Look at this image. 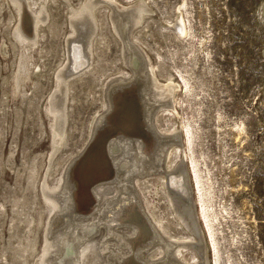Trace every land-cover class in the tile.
Masks as SVG:
<instances>
[{
  "label": "rangeland",
  "instance_id": "rangeland-1",
  "mask_svg": "<svg viewBox=\"0 0 264 264\" xmlns=\"http://www.w3.org/2000/svg\"><path fill=\"white\" fill-rule=\"evenodd\" d=\"M115 1L127 10L141 3L151 10L148 35L137 36V42L129 35V43L139 49L136 51L141 53L146 69L153 65L159 80L177 84L175 100L168 98L165 102L172 106L168 112L173 117L162 114L159 126L163 131L174 128L177 132L173 134L180 146L176 163L179 161L182 169L198 237L197 244L184 254L191 256L200 247V262L216 263L210 228L202 213L206 208L219 250L218 264H264V0ZM72 2L78 7L81 0ZM51 15L58 26L67 17L62 7ZM7 17L4 3L0 41L6 42L14 31L13 26L6 27ZM105 19L102 16L99 23L105 40L99 45L98 61L106 73L99 84L87 75L70 92L67 146L62 148L68 155H76L83 147L102 111L106 76L118 72V76H126L130 72L121 63V44ZM60 28L58 36L48 40L57 50L45 59L49 65L42 69L33 106L27 99L21 102L19 97H12L10 80L4 78L11 76L13 59L0 53V264H34L42 244V229L32 221L44 203L38 190L39 178L32 175V170L41 163L38 156L51 151V121L45 108L53 85L52 71L61 56L62 32L66 31L65 26ZM34 56L40 65L37 54ZM32 88H27L29 96ZM149 145L154 147L152 137ZM159 171L169 169L164 165ZM147 180L145 190L136 187L133 198V208L141 212L150 229L147 241H151L152 226L140 204L150 196L155 205L150 209L164 220L163 224L174 225L170 236H190V229L177 224L160 185ZM121 197H125L126 206V198L131 196L125 193ZM95 205L90 215H95ZM113 206L107 211L102 207L100 218L106 213L111 222V211L118 209ZM120 214L115 224L121 227L124 221H118L123 216ZM35 238L38 241L32 249Z\"/></svg>",
  "mask_w": 264,
  "mask_h": 264
},
{
  "label": "bare ground",
  "instance_id": "bare-ground-1",
  "mask_svg": "<svg viewBox=\"0 0 264 264\" xmlns=\"http://www.w3.org/2000/svg\"><path fill=\"white\" fill-rule=\"evenodd\" d=\"M72 1L3 0L0 3V11L4 3L8 11L5 26H13L14 30H11L12 39L0 41L2 57L13 59L11 76L4 80H10L13 98L19 97L21 102L27 99L31 106L37 99L34 92L41 86L42 69L49 65L45 59L53 52L56 54L57 49L53 50L51 40H48L58 36L60 27H66L62 32L61 56L51 70L52 89L46 97L45 112L51 121V151L46 156H38L41 163L32 170V175L39 178L38 190L44 203L37 212V219L32 218V223L42 229V244L34 264H202L200 247L193 250L195 254L192 252L191 256L184 254L197 244L198 237L193 229L182 169L179 161L176 163L180 159L177 154L180 146L174 136L177 132L174 128L164 132L159 126L162 114L172 115L168 112L172 106H166L165 102L168 98L175 100L177 84L172 80H159L153 65L146 69L140 52L136 51L139 49H134L136 47L128 40L129 35L135 41L137 36L148 35L146 29L151 10L144 3L127 10L115 0H81L78 7ZM60 7L66 11L67 17L58 26L51 12ZM102 16H106L109 31L118 38L122 66L129 68L130 72L126 76H118L119 72L106 76L102 83V111L83 147L76 155H68L62 148L67 146L70 92L87 75L99 84L106 73L98 61L99 45L105 40L102 24L99 25ZM176 29L179 30L178 26ZM34 53L40 65L35 63ZM30 85L33 88L29 96L30 88H27ZM118 129L122 132L116 133L106 144V135ZM150 137L153 138V148L149 145ZM168 144L171 146L166 151ZM164 165L169 171H159ZM173 166L174 170L171 169ZM115 170L120 173L116 174ZM195 177L199 184L196 173ZM146 179L149 184L160 185L177 224L190 229V236L184 239L170 236L174 225L163 224L164 220L150 209V205H155L148 196L146 202L140 204V210L152 226L153 235L151 241H147L150 236L148 224L141 212L133 208L136 187L143 188ZM125 193L132 197L126 198L131 207L124 206L125 197L121 196ZM94 203L96 213L90 215ZM112 204L118 209L111 211V222H108L106 213L101 218L100 214L102 207L107 211ZM120 213L123 216L118 221L128 219L121 227L115 224ZM202 213L210 228L215 264H218L219 250L206 208ZM37 241L35 238L30 246L32 249Z\"/></svg>",
  "mask_w": 264,
  "mask_h": 264
},
{
  "label": "water",
  "instance_id": "water-1",
  "mask_svg": "<svg viewBox=\"0 0 264 264\" xmlns=\"http://www.w3.org/2000/svg\"><path fill=\"white\" fill-rule=\"evenodd\" d=\"M139 128H140V127H139ZM140 130H141V128H140ZM120 132H122V130H120V129L116 130L113 134H112V132H111V133L109 132V133L106 135V136H107L106 144H107V142L109 141V139H111L116 133H120ZM143 133H144V132H143ZM97 138H98V135L95 137L94 142L96 141ZM106 144H105V145H106ZM128 217H129V215H128ZM123 221L127 222L128 219L123 220Z\"/></svg>",
  "mask_w": 264,
  "mask_h": 264
}]
</instances>
